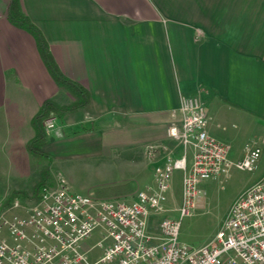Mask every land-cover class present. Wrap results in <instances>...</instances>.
<instances>
[{"label": "crops", "instance_id": "crops-1", "mask_svg": "<svg viewBox=\"0 0 264 264\" xmlns=\"http://www.w3.org/2000/svg\"><path fill=\"white\" fill-rule=\"evenodd\" d=\"M20 3L60 71L90 96L87 106L58 117L49 135L52 143L62 133H140L146 157L151 141L166 140L168 128L180 126L182 95L201 98L208 134L225 144L223 133L229 127L222 123L238 131L264 124V0ZM8 4L2 0L0 5V103L5 105L9 91H13L9 96L25 91L16 96L14 106L21 112L8 121L11 132L5 142L25 152L23 147L27 149L35 136L32 120L42 103L52 99L68 105L74 99L53 80L34 37L10 22ZM8 70L20 81L8 84L4 76ZM178 147L171 153L174 158L182 154ZM161 150L167 152L165 145L153 150L155 166L170 154ZM232 155L231 149L233 160L243 152ZM45 185L59 184L45 180ZM136 188L137 182L128 180L110 196L132 200ZM15 191L19 190L0 186L3 204L14 200L10 197Z\"/></svg>", "mask_w": 264, "mask_h": 264}, {"label": "built area", "instance_id": "built-area-1", "mask_svg": "<svg viewBox=\"0 0 264 264\" xmlns=\"http://www.w3.org/2000/svg\"><path fill=\"white\" fill-rule=\"evenodd\" d=\"M179 112L181 124L169 127L168 135L178 142L181 156L166 155L155 166V187L136 191L132 200L98 199L45 185L33 205L19 198L2 203L0 264H264V176L232 203L206 244L192 248L180 242L181 220L205 195L201 184L231 168L253 171L262 150L250 143L242 157L231 159L230 146L208 134L197 95H182ZM56 125L55 114L42 121L47 135ZM174 170L183 172L179 218L168 216L166 206ZM97 229L109 242H98L102 253L90 260L92 248L82 242Z\"/></svg>", "mask_w": 264, "mask_h": 264}, {"label": "rangeland", "instance_id": "rangeland-1", "mask_svg": "<svg viewBox=\"0 0 264 264\" xmlns=\"http://www.w3.org/2000/svg\"><path fill=\"white\" fill-rule=\"evenodd\" d=\"M4 76L8 84L20 81L19 75L10 70ZM16 92L21 95L25 91ZM9 94L5 105L0 103V186L26 191L25 200L18 197L25 206L33 205L37 200L33 186L41 177L44 180H56L59 185L55 189L65 187L73 194L98 199H113L111 192L128 180H135L140 186L132 189L135 192L146 189L149 183L155 187V161L151 159L155 154L153 152L149 156L147 150L152 151L157 145H165L167 152L161 150V153L171 154L179 148L178 142L170 137L151 141L146 146L145 157L143 147L146 141L139 138L140 133H62L55 143L48 141L43 147L44 156L32 154L25 147V152H22L20 148L7 147L5 143L9 141L6 133L11 132L8 121L12 115L15 117L21 112L20 108L14 106L16 96L20 95ZM222 126L229 127L228 133H223L226 138L224 142L231 146L233 158L239 156L250 143L260 146L261 157L253 171L231 168L227 175L201 184L205 195L200 198L193 213L184 217L180 223L179 240L188 247L206 244L219 230L232 203L264 176V124L258 123L243 131L230 127L228 123H222ZM19 135L23 136L22 133ZM182 176L181 170L173 171L168 192L167 215L174 218H179L176 210L182 197ZM4 201L0 200V205ZM103 234L102 230L97 229L82 242L84 246L92 248L89 252L90 260L101 255L102 250L97 247V243L103 241ZM108 242L105 240L103 244Z\"/></svg>", "mask_w": 264, "mask_h": 264}, {"label": "trees", "instance_id": "trees-1", "mask_svg": "<svg viewBox=\"0 0 264 264\" xmlns=\"http://www.w3.org/2000/svg\"><path fill=\"white\" fill-rule=\"evenodd\" d=\"M21 0H10L8 4V18L12 24L30 33L36 40L39 53L44 61L50 75L56 84L73 97V102L68 105H60L52 99L45 100L40 106L38 112L34 116L32 123L35 129V136L28 142L27 149L30 153L44 156L43 147L48 143L49 136L42 127V121L50 114H55L61 117L64 113L77 110L85 107L90 102V96L86 89L79 83L67 78L58 68L54 59L52 58L48 44L45 41L41 32L36 28L27 15L23 12L21 7ZM45 186V180L41 181L34 189V195L38 198L40 189ZM18 197H27L25 192L15 191L12 193L10 199ZM35 198V197H34Z\"/></svg>", "mask_w": 264, "mask_h": 264}]
</instances>
